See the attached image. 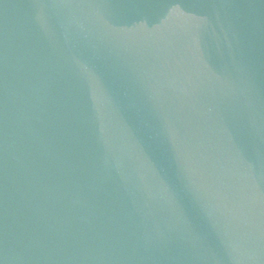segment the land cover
<instances>
[{"label": "water", "instance_id": "water-1", "mask_svg": "<svg viewBox=\"0 0 264 264\" xmlns=\"http://www.w3.org/2000/svg\"><path fill=\"white\" fill-rule=\"evenodd\" d=\"M0 264H264V0H0Z\"/></svg>", "mask_w": 264, "mask_h": 264}]
</instances>
